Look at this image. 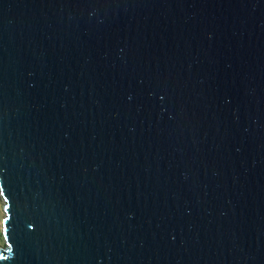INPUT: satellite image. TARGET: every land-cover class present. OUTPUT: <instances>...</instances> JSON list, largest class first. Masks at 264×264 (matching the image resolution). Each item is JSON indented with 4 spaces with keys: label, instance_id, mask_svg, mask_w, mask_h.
<instances>
[{
    "label": "water",
    "instance_id": "95a60500",
    "mask_svg": "<svg viewBox=\"0 0 264 264\" xmlns=\"http://www.w3.org/2000/svg\"><path fill=\"white\" fill-rule=\"evenodd\" d=\"M0 264H264V0H0Z\"/></svg>",
    "mask_w": 264,
    "mask_h": 264
},
{
    "label": "rangeland",
    "instance_id": "374dc122",
    "mask_svg": "<svg viewBox=\"0 0 264 264\" xmlns=\"http://www.w3.org/2000/svg\"><path fill=\"white\" fill-rule=\"evenodd\" d=\"M3 205H5V201H4L3 197L0 194V215L1 216H3L5 214V210H4V206ZM4 245H5V238H4L3 232L0 229V246H4Z\"/></svg>",
    "mask_w": 264,
    "mask_h": 264
},
{
    "label": "bare ground",
    "instance_id": "6f19581e",
    "mask_svg": "<svg viewBox=\"0 0 264 264\" xmlns=\"http://www.w3.org/2000/svg\"><path fill=\"white\" fill-rule=\"evenodd\" d=\"M4 217H5V214L3 216L0 215V229H1V231H2V227H3V222L2 221H3Z\"/></svg>",
    "mask_w": 264,
    "mask_h": 264
}]
</instances>
